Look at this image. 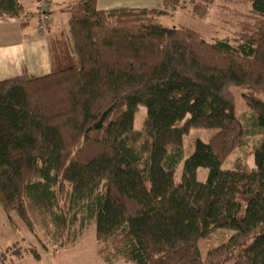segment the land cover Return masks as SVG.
Returning a JSON list of instances; mask_svg holds the SVG:
<instances>
[{"label": "trees", "instance_id": "obj_1", "mask_svg": "<svg viewBox=\"0 0 264 264\" xmlns=\"http://www.w3.org/2000/svg\"><path fill=\"white\" fill-rule=\"evenodd\" d=\"M161 1L104 11L76 0L68 29L47 39L50 72L0 81V206L45 249V238L73 247L92 223L106 264H264V0H220L247 13L232 38L211 40L156 20L187 7L202 20L216 0ZM22 12L0 0V20ZM232 87L246 90L244 121ZM195 129L207 141L186 154ZM222 229L233 234L201 259L198 241Z\"/></svg>", "mask_w": 264, "mask_h": 264}, {"label": "rangeland", "instance_id": "obj_2", "mask_svg": "<svg viewBox=\"0 0 264 264\" xmlns=\"http://www.w3.org/2000/svg\"><path fill=\"white\" fill-rule=\"evenodd\" d=\"M109 0H99V7ZM102 2V4H101ZM127 6L134 7H150L161 8V0H128L125 3ZM226 4L216 0V3L209 9L206 18L198 20L191 14L189 8L180 9L175 13H167L159 17L156 22L162 24L166 28L185 27L192 29L207 40L214 38H232L235 35L236 20H242L243 14H246V9L236 5ZM98 7V8H99ZM224 9V10H223ZM226 12V13H225ZM33 28L36 30V25L33 22ZM8 38V37H7ZM14 37L10 38L13 40ZM7 41L6 39H4ZM6 79V78H5ZM234 94V113L240 121L247 119L248 108L243 101L242 94L246 93L241 87L231 88ZM259 98L263 101L264 94ZM134 129L140 130L145 120V109L139 106L137 113L134 116ZM200 138L204 142L207 141V133L201 129L191 130L188 135L184 137L183 150L186 154L190 151L191 144L195 138ZM259 137H251L246 139L245 146L248 150H252L253 146L258 142ZM238 150H234L222 165V169H230L236 158H238ZM253 166V161L250 162ZM181 168L179 165L175 171L173 181L179 183L181 179ZM198 181L203 182L208 172L202 168L197 169ZM94 225L88 224L82 236L76 239L75 245L67 249L52 248L51 241L45 238L44 242L48 249L42 247L40 239L37 235L32 234L25 226L22 225L18 216L11 213L6 215L0 206V264H106L102 262L101 258L97 256V244L95 240ZM232 231L227 229L215 230L211 233L209 240L200 239L198 241V250L201 259H205L207 250L216 247L225 242L231 235ZM35 251L38 255V260L35 259ZM21 257H17V254ZM109 264H131L124 259H113Z\"/></svg>", "mask_w": 264, "mask_h": 264}, {"label": "crops", "instance_id": "obj_3", "mask_svg": "<svg viewBox=\"0 0 264 264\" xmlns=\"http://www.w3.org/2000/svg\"><path fill=\"white\" fill-rule=\"evenodd\" d=\"M23 12L17 19L0 20V81L18 77L20 74L43 77L50 72L48 41L49 37L67 30L68 18L65 8L76 0H47L51 6V21L41 33L37 30L39 22L38 0H18ZM128 0H109L99 7L100 10L109 11L117 8L153 9L150 7H130L125 3ZM159 9V8H155ZM33 22L36 30L33 28ZM8 37V38H7ZM14 37L13 40L10 38ZM6 39L7 41H5ZM6 78V79H5ZM247 160V166L252 169Z\"/></svg>", "mask_w": 264, "mask_h": 264}, {"label": "built area", "instance_id": "obj_4", "mask_svg": "<svg viewBox=\"0 0 264 264\" xmlns=\"http://www.w3.org/2000/svg\"><path fill=\"white\" fill-rule=\"evenodd\" d=\"M38 6H39V22L37 25V30L39 33L43 32L49 22L51 21L50 12H51V6H49L47 0H38Z\"/></svg>", "mask_w": 264, "mask_h": 264}]
</instances>
